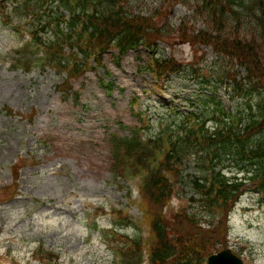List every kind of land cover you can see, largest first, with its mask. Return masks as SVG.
<instances>
[{"label":"rangeland","instance_id":"374dc122","mask_svg":"<svg viewBox=\"0 0 264 264\" xmlns=\"http://www.w3.org/2000/svg\"><path fill=\"white\" fill-rule=\"evenodd\" d=\"M140 1L155 6L152 0ZM8 5L9 0H0V16ZM185 15L182 4L170 9L176 30ZM1 17L0 264H44L42 258L48 255L39 256L40 246L53 252L51 264H117L114 209L124 210L147 238L151 236L143 209L130 201V186L132 198L140 201V178H117L111 135H128L142 127L134 113L139 108L155 118L147 135L159 132L156 117L166 114L172 121V107L190 108V101L199 103L202 95L217 97L233 113L237 108V99L224 87L215 91L191 77L195 73L190 64L197 70L219 65L209 46L210 31L195 46L173 38L158 40L159 56H175L190 72L157 87L153 74L143 70L149 57L144 47L121 56L114 47L102 60L92 56L78 74L38 65L28 71L14 67L28 37L14 32L6 23L9 18ZM163 18L159 15L158 21ZM185 25L188 32L199 30L203 20ZM184 168V174L194 169L190 164ZM254 188L247 185L229 216V247L240 252L246 264H264V196ZM178 192L166 206L172 221L186 205ZM135 230L129 227L123 234L132 236Z\"/></svg>","mask_w":264,"mask_h":264},{"label":"trees","instance_id":"16d2710c","mask_svg":"<svg viewBox=\"0 0 264 264\" xmlns=\"http://www.w3.org/2000/svg\"><path fill=\"white\" fill-rule=\"evenodd\" d=\"M46 1L49 0H36L34 5L31 0L21 4L17 1L14 12L18 23L30 12L35 13L31 25L34 42L26 49L39 45L45 49V57L31 60L32 55L23 50V55L14 60L15 66L29 69L36 61L63 68V64L69 65L62 56L64 44L83 45L85 55L92 51L101 59L112 47L120 55L139 51L143 46L157 50L158 40L173 38L171 35L177 32L195 46L207 29L210 31L209 45L218 54L219 65L215 70H197L190 64V71L195 73L191 77L204 87H217L213 79L224 85L237 99L235 114L227 112L216 97L202 95L189 114H179L173 121L161 118L160 129L165 128L149 136L147 142L136 136L112 141L114 168L142 175V194L154 227L151 263L203 264L211 253L228 246L229 216L246 184L264 190V0H169L171 4L181 1L203 20L202 28L191 32H187L186 25L176 30L168 19L161 25L158 15L164 0H152L157 4L154 8L140 0H55L73 14L68 33H76L75 42L64 30L62 15L58 22L51 20L53 15L58 17L55 12H41ZM172 57L153 58L151 65L157 68L155 74L163 83L173 75L190 72ZM237 66H242L243 71ZM205 159L210 160L206 170ZM186 163L193 164L194 169L184 175ZM219 165L224 171L218 169ZM226 171L232 174L228 176ZM240 172L245 175L240 177ZM185 189L190 192L186 205L172 221L166 215V205L175 191ZM115 231L116 250L127 246L123 264H140V240L129 236L126 239L118 229ZM39 252L52 254L43 247Z\"/></svg>","mask_w":264,"mask_h":264},{"label":"water","instance_id":"95a60500","mask_svg":"<svg viewBox=\"0 0 264 264\" xmlns=\"http://www.w3.org/2000/svg\"><path fill=\"white\" fill-rule=\"evenodd\" d=\"M209 264H244L242 259L231 250H224L209 258Z\"/></svg>","mask_w":264,"mask_h":264}]
</instances>
